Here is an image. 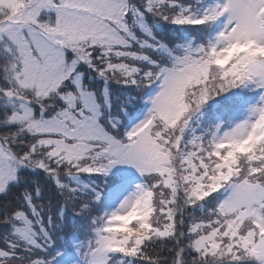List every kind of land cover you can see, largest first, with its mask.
Returning <instances> with one entry per match:
<instances>
[{
	"label": "snow or ice",
	"instance_id": "1",
	"mask_svg": "<svg viewBox=\"0 0 264 264\" xmlns=\"http://www.w3.org/2000/svg\"><path fill=\"white\" fill-rule=\"evenodd\" d=\"M0 264H264V0H0Z\"/></svg>",
	"mask_w": 264,
	"mask_h": 264
}]
</instances>
